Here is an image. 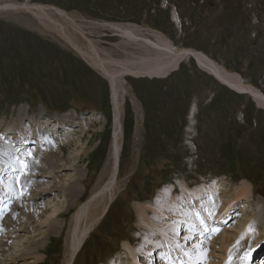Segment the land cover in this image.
Listing matches in <instances>:
<instances>
[{"label": "rangeland", "instance_id": "374dc122", "mask_svg": "<svg viewBox=\"0 0 264 264\" xmlns=\"http://www.w3.org/2000/svg\"><path fill=\"white\" fill-rule=\"evenodd\" d=\"M8 1L49 4L65 10L109 59L122 58L131 49L114 44L105 51L110 42L117 43L120 37L111 36L108 29L115 33L114 29H106L102 22L133 23L158 30L176 48L201 49L264 93V0ZM51 30L25 10L0 11V125L8 128L21 115L28 119L47 114L52 119L70 115L77 120L74 125L80 129L75 131L74 141L65 150L57 149L56 154L68 157L69 165L74 162L81 166V202L98 184L109 154L114 123L111 91L108 81ZM107 65L111 67L110 61ZM121 79L130 90L125 99L118 172L121 190L91 232L75 264H109L113 257L123 254L124 240L140 247L141 264H148L150 258L145 249L150 247L157 258L165 250L178 253L195 239L185 238L183 247L174 249L158 233L138 224L134 204L156 203L161 188H170L177 195L180 181L195 187L217 179L223 187L217 198L228 204L239 198L236 194L241 181L246 180L253 189L249 211L238 214L241 216L206 247V264H225L228 251L222 247V234L227 232L235 240L233 247L244 225L259 213L264 215V109L249 95L229 89L202 71L190 56L167 78ZM4 134L7 136L6 131ZM81 150L88 152L86 160L71 159ZM48 152L36 154L44 167ZM48 175L43 179L44 186L52 183L53 174ZM60 175L67 178L63 182L66 187L78 177L72 167ZM20 195L12 196L13 205V199L16 202ZM46 196L51 209L36 217L28 231L19 230L28 214L35 211L28 201L21 202L24 210L18 207L6 212L13 215L16 227L0 221L4 227L0 229V264L63 263L75 210L53 218L51 223L57 226L52 230L48 216L58 210L68 211V203L62 191ZM238 201L246 202L247 198ZM155 212H150V216ZM159 216L154 215L153 219L161 220L165 214L159 212ZM174 218L176 225L186 228L180 216ZM205 223L210 226L214 222ZM190 226L195 231L197 226ZM25 251L31 253L24 254ZM196 255L201 258L199 253Z\"/></svg>", "mask_w": 264, "mask_h": 264}, {"label": "bare ground", "instance_id": "6f19581e", "mask_svg": "<svg viewBox=\"0 0 264 264\" xmlns=\"http://www.w3.org/2000/svg\"><path fill=\"white\" fill-rule=\"evenodd\" d=\"M19 10H25L31 13L38 21L42 22L46 27L52 29L57 35H59V37L68 43L69 46H71L72 49L88 65H90L95 71L108 80L111 91L114 110V123L110 150L108 152L109 154L103 165L98 184L92 190L91 194H89V196L81 202H79V200L83 193L78 186V183L82 180L83 176L82 173H80L81 168H78L81 166L78 164L74 165V162L71 163L72 165H69L68 157L66 158L65 156L63 157L56 154L57 149L65 150L66 148L70 147L74 140H66L64 143L65 145H63L62 143L60 144L56 142V140L52 138L51 134L36 136L35 139L39 140V142L35 140L33 143H38L41 150L44 149V144L49 145V147L46 146L50 152H48L49 156L45 158L43 157L46 167L42 166V164L40 165L39 163L33 162V160H38L36 158V154L38 155L37 152L31 154V156L28 155L29 152H26V155L29 156L32 162L31 164H28L29 167L27 169L21 170L20 174L24 176H19L16 178L14 171H12V167L20 168V166L15 163L13 164L10 158L11 155H14V153L17 152V149L20 150L23 147L19 146V143L15 141L16 138L15 136L13 137V135H15L16 131L20 133L23 130L24 132L30 134L31 129L29 126H32V124L25 125V121H21L24 115H21V117L19 116L20 120L15 121L8 128L7 126L4 127L6 129L5 131L7 133L8 139H1L0 173L4 168V170L9 169L4 171L2 179L10 181L13 180L12 178H14L15 183L14 185L7 183L9 184V187L5 186V188L4 186H0V200L6 198L0 205H4L8 199L12 201V196L14 198V195L17 196V194H22L17 197L18 200L16 202L13 199L14 205H11V211H14L18 207L23 209L24 207L21 202H23L24 199L25 201H28L30 204L28 206H31V208H33L35 211L33 212L34 214L28 212V218L27 220L25 219L26 223L22 229L19 228V230L28 231V226L34 219H36V217L38 218L43 216L45 212L51 209L50 205L45 201V197H47L46 195L57 193V191H62L65 194L66 201L68 203V211L57 209L58 211L55 212L54 215L48 216V219H50L49 225L52 226V230H54L56 229L55 226H57V224L51 223V221H54L53 218L63 217L64 215L66 216L70 211L75 210L74 215L71 218L72 226L67 237L66 249L62 264H75L76 258L82 250L85 242L89 238L91 232L107 214L111 203L115 200L118 192L121 190V185L118 182V172L123 147V118L125 112V99L126 96L130 94L129 88H127L124 84V79L121 78L125 76L134 78H166L169 76V72H172V70L176 68L177 65L179 66L178 68H180V63L183 59L190 56L194 59V61L196 59L198 60L199 65L201 68H203L202 70H206V73L213 72L221 84L225 86L228 85L230 88L236 90L239 93L248 94L257 101L259 107L264 109V93L252 83L245 82L238 72L226 68L202 50H197L191 47L176 48L173 45L172 40L158 30L145 28L133 23L102 22L101 25L106 26V29H114L115 33H112V30L109 29L110 33L120 37L119 42H110V46L108 47L109 49L113 47L111 45L114 44H121L123 49H131L127 50L128 54L125 53L124 57L122 58L109 59L104 56V53H102L103 49L100 48L95 43V41L88 36V34L85 32L86 29L84 31L81 25L76 22V19L69 16L65 10L49 4H33L29 2L20 3L14 1L11 2L8 0H0L1 12H13ZM121 41L123 43H121ZM126 46L130 48H127ZM146 50L151 51L147 53ZM139 51H143V53L137 54ZM120 53L123 52L120 51ZM109 61L111 67H108L107 65L109 64ZM134 101L136 102V100ZM69 120L72 121L71 118ZM65 128L67 130H76L75 126H65ZM39 129L41 130L42 128L37 127L34 131L36 135L39 134L37 133ZM58 132L60 133V128L58 129ZM12 133L13 135H11ZM12 137L13 139L9 140ZM11 141H15L14 147H11ZM87 157L88 152L81 150L78 154L71 156V159L75 161H84ZM71 167L75 169L78 177L75 179L72 185L66 187L65 183L63 182L64 180H67V178L65 179V177L61 176L60 172H63L64 170ZM48 174H53V180L51 181L52 183L50 182V185L44 186L45 184L43 183L45 182L43 179L49 177L50 175ZM4 180L2 182H4ZM212 182L213 183L210 182L211 184L205 183V185L190 187L187 183L180 181V193L177 195L172 194V190H170V188L169 190L166 188H161L157 194L158 196L156 203L150 204L147 202H136L134 204V208L138 217V224L147 230H151L153 233H158L159 236L164 240L163 242L172 244L174 249H178L179 247H183L185 238L187 239L189 237H193V239H195L203 235V231H201V229H205V226L200 223L201 219L207 221V223H211L212 221L218 220L222 217L228 218L231 215H238L234 214L232 211V208H234L237 204H239L238 206L240 208V214H244V212L246 213L249 211L248 202L252 196L253 189L251 183L243 180L241 181L242 185L240 186L236 196L238 195L239 198L246 197L247 201L240 202L238 201V197L237 199H231L229 200L228 204L225 205V207L223 206L220 210H218L219 214H217V216L214 215L216 213V202H218L219 199V197L217 198V195L220 189H223V187L221 185L222 183H218V179L217 181L215 180ZM59 183L60 185H58ZM58 187H60L61 190ZM10 204L11 203L8 205ZM1 206L0 210L2 209ZM6 209L7 211L10 210L8 206ZM154 210L157 211L154 213L155 216H159V212L165 214V217L162 219L160 218L162 221L159 219H153L154 215L153 217L150 216V212H153ZM209 213H212V215H209ZM177 216L181 217V221L186 227L185 229H182V226L180 228L178 226L180 224L178 223V225H176L174 217ZM0 221H4L6 226L10 228L16 227L14 224L13 215L11 216V213L4 215L3 219L0 217ZM192 223L197 226L194 229L195 231H192L191 229L190 225H192ZM249 225L252 226L251 230H249ZM210 227H213V225H207V228L210 229ZM196 229L198 230V235L196 234ZM183 232H186L184 236H182ZM200 232H202V234ZM240 233H246V235H244V238L239 241V244H235L233 247L232 245H234L233 242H235V240H231V237L227 232L222 234L223 238L221 236L223 241L222 247L228 251L227 255H229L230 249L232 250L231 257L229 255V264H245L246 255L251 247L264 239V215L259 213L254 220L244 225V228L240 231ZM253 233H255L254 236ZM178 236L179 238L175 240V237ZM10 237L12 238V235ZM4 242L6 244L7 241ZM156 243H160V241H156ZM245 243L247 246H245ZM122 247L123 254L121 253L116 257H113L109 264H140V247H135V245L127 240L123 241ZM145 250L146 256L150 258L149 261L154 264L153 260L155 256L152 247ZM170 252L171 251L168 250L164 252L168 253L165 258L166 264H174V258L177 254V251ZM30 253L31 252H24V254ZM200 257H202V255ZM124 258L127 260L124 261ZM191 264H197V262L194 260L191 262Z\"/></svg>", "mask_w": 264, "mask_h": 264}, {"label": "snow or ice", "instance_id": "6c2138e0", "mask_svg": "<svg viewBox=\"0 0 264 264\" xmlns=\"http://www.w3.org/2000/svg\"><path fill=\"white\" fill-rule=\"evenodd\" d=\"M4 137H3V134H0V139H3ZM46 139V138H45ZM19 149H17V164L18 165H20V168H13V171L14 172H16V171H21V170H23V169H27L28 167H29V165H28V163L26 162V161H24V160H22V159H19ZM28 155L29 156H31V153L29 152L28 153ZM33 162L34 163H39V161L38 160H33ZM2 215H3V212L2 211H0V217H2ZM197 215H199V214H197ZM209 215H212V213H209ZM200 223L202 224V225H204L205 226V229L206 230H208L207 229V225H206V223H205V221L203 220V219H201L200 220ZM251 228H252V226L251 225H249V230H251ZM219 229L218 228H211L210 229V231L211 232H216V231H218ZM244 235H246V233H242L241 234V237H240V239H243L244 238ZM255 235V233H253V236ZM237 244H239V240L237 241ZM231 249H230V253H229V255H230V257H231Z\"/></svg>", "mask_w": 264, "mask_h": 264}]
</instances>
